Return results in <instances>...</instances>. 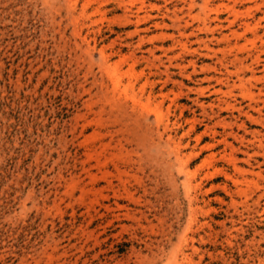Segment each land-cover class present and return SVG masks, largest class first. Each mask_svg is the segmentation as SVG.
Here are the masks:
<instances>
[{
    "label": "rangeland",
    "instance_id": "obj_1",
    "mask_svg": "<svg viewBox=\"0 0 264 264\" xmlns=\"http://www.w3.org/2000/svg\"><path fill=\"white\" fill-rule=\"evenodd\" d=\"M0 264H264V0H0Z\"/></svg>",
    "mask_w": 264,
    "mask_h": 264
},
{
    "label": "bare ground",
    "instance_id": "obj_2",
    "mask_svg": "<svg viewBox=\"0 0 264 264\" xmlns=\"http://www.w3.org/2000/svg\"><path fill=\"white\" fill-rule=\"evenodd\" d=\"M116 77V76H115ZM115 80V79H114ZM114 82H116V81H114ZM115 84H117V83H115ZM163 116V115H162ZM236 160V159H235Z\"/></svg>",
    "mask_w": 264,
    "mask_h": 264
}]
</instances>
